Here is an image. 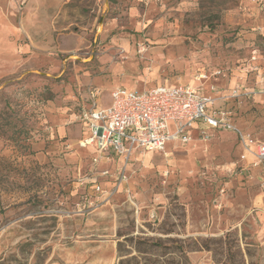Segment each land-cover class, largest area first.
<instances>
[{"label": "rangeland", "instance_id": "374dc122", "mask_svg": "<svg viewBox=\"0 0 264 264\" xmlns=\"http://www.w3.org/2000/svg\"><path fill=\"white\" fill-rule=\"evenodd\" d=\"M261 73L264 0H0V264H264ZM200 75L236 132L80 147L91 93Z\"/></svg>", "mask_w": 264, "mask_h": 264}, {"label": "built area", "instance_id": "2783aa9c", "mask_svg": "<svg viewBox=\"0 0 264 264\" xmlns=\"http://www.w3.org/2000/svg\"><path fill=\"white\" fill-rule=\"evenodd\" d=\"M218 76L220 71L211 75ZM205 77L200 75L193 85H156L141 92L118 87L109 93L112 104L108 108L98 105V94L91 93L89 108L79 115L83 130L80 147L92 149L95 161H108L113 156L126 159L135 151L163 152L168 142L187 144L197 123L236 132L228 115L215 108L213 98L202 89ZM259 77L264 81V73ZM246 152L253 156L252 162L264 161V144L255 152ZM94 190L102 193L96 184Z\"/></svg>", "mask_w": 264, "mask_h": 264}, {"label": "crops", "instance_id": "0c3cea01", "mask_svg": "<svg viewBox=\"0 0 264 264\" xmlns=\"http://www.w3.org/2000/svg\"><path fill=\"white\" fill-rule=\"evenodd\" d=\"M186 85H193V84H186ZM216 130H212L210 128H207L204 124L202 123H197L194 127V129L191 131V135L192 136H199L201 134H207L209 132H215ZM177 145H182L180 143H177V142H168L166 143V146H165V149H171V148H174L176 147ZM150 153H153V152H150ZM113 157H116V156H113ZM101 162H106V160H101Z\"/></svg>", "mask_w": 264, "mask_h": 264}]
</instances>
